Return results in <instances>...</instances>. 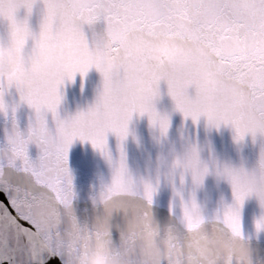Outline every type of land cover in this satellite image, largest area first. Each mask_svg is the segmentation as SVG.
<instances>
[{
	"label": "snow or ice",
	"instance_id": "obj_1",
	"mask_svg": "<svg viewBox=\"0 0 264 264\" xmlns=\"http://www.w3.org/2000/svg\"><path fill=\"white\" fill-rule=\"evenodd\" d=\"M36 2L0 0V20L7 22V38L11 41V46L0 41V57L7 53L10 59L16 58L24 38L32 31L29 17ZM42 2L39 50L30 76L17 84L20 99L35 110V122L30 123L28 135L16 133L13 123L6 145L0 147V194L15 211L13 215L0 203V264H50L53 258H58L59 264H81L91 251H122L127 237H142L148 231L154 224L151 213L136 197L150 206L156 191L150 185L141 188L131 180L105 205L106 215L93 231L81 229L71 210L75 194L67 162L69 147L77 138L90 141L111 162L105 134L111 131L123 140L133 113H147L155 125L156 113L149 100L161 80L167 81L185 118L191 116L196 122L203 115L216 127L231 124L238 141L248 133L254 137L264 134V0ZM21 8L26 10L23 19L17 15ZM100 21L116 42L123 41L129 32L138 34L128 43L132 56L120 68L90 50L83 26L92 28ZM58 24H62L63 39L51 42L50 30ZM178 38L200 41L215 58L205 54L183 58L174 72L164 71L156 58L179 56L174 44ZM91 67L103 77L99 111L94 115L77 114L70 124H60L59 87L65 79L72 80L77 72L83 76ZM190 87L196 89L193 97L188 95ZM4 90L5 78L0 75V111L6 110ZM159 125L162 132L166 131L168 118L159 120ZM29 144L39 149L35 160L28 155ZM122 160L121 151V166ZM261 163L264 165V158ZM248 195L239 186L234 188L241 206ZM175 208L170 205L173 213ZM120 210L125 213L127 227L121 231L117 248L112 245L108 218ZM65 221L69 228L61 231ZM188 223L193 225L191 217ZM206 223L205 230L221 239L242 230L241 216L230 212ZM256 227L257 231L261 229L259 221ZM166 231L178 233L174 227ZM174 251L180 264H225L224 254L216 249L202 257L182 243ZM122 264H145V258L138 248L135 258L129 254L122 258ZM147 264L169 262L154 257Z\"/></svg>",
	"mask_w": 264,
	"mask_h": 264
},
{
	"label": "water",
	"instance_id": "obj_2",
	"mask_svg": "<svg viewBox=\"0 0 264 264\" xmlns=\"http://www.w3.org/2000/svg\"><path fill=\"white\" fill-rule=\"evenodd\" d=\"M43 12L44 4L42 0H37L29 17V25L34 33H39ZM17 15L18 18L23 19L26 10L21 8ZM104 28L103 21L92 28L88 25L83 26L90 47L93 42V32L103 33ZM0 41L4 43L7 41V22L2 20H0ZM32 43L31 40L28 41L26 52L31 51ZM102 89L103 77L95 67L89 68L83 76L77 72L72 80L65 79L58 89L62 97L57 109L60 118H71L80 111L86 112L96 103ZM158 89L159 96L154 100V106L158 113L167 116L169 120L165 137H161L158 126L150 124L146 114L133 113L128 123V135L125 140L120 141L112 132L106 136L111 162L88 140L82 141L77 138L69 147L67 164L75 194L71 210L81 229L93 231L106 215L105 207L94 204L92 197L99 191L102 184L111 182L114 167L120 160L121 148L128 170L135 180L141 177L154 178L159 160L161 158L170 160L173 153L182 151L188 144H195L200 149L201 159L206 163L214 158L220 164L243 166L248 171L255 169L261 147L264 146V135L256 133L254 137L252 133H248L242 141L238 142L235 140L236 132L231 124H221L219 127L209 126L205 116H200L194 123L190 117L185 119L183 114L176 110L166 81L161 80ZM188 95L190 97L195 95L194 87L188 89ZM2 99L6 110L0 111V147L6 145L7 135L13 130V123L21 132H27L30 123L35 122V110L20 99V93L14 86L4 93ZM13 109H15L14 112ZM28 155L33 160L38 157L39 149L35 144H29ZM176 186L179 187L178 179ZM190 188L191 178L186 177V198ZM196 199L203 207L204 215L211 217L221 210V199L225 205H231L234 197L227 181L218 180L215 174H210L205 177L203 186L196 191ZM136 200L147 207L153 223L160 228L162 234L169 227H174L181 236L185 235V230L177 219L181 215L179 206L175 208L174 213L170 211L173 190L163 177L150 206L142 197H136ZM0 203H4L15 215L14 209L4 194H0ZM262 215H264V209L260 207L257 198L254 195L247 197L241 206V225L242 234L248 239L252 250L250 257L252 264H264V230L257 231L255 228V221ZM21 223L29 226L24 221ZM108 224L112 245L118 248L121 243V231L127 227L124 211H113L108 218ZM208 227L206 223L205 228ZM67 228L69 224L65 221L61 225V231ZM50 264H59L58 258H53Z\"/></svg>",
	"mask_w": 264,
	"mask_h": 264
},
{
	"label": "clouds",
	"instance_id": "obj_3",
	"mask_svg": "<svg viewBox=\"0 0 264 264\" xmlns=\"http://www.w3.org/2000/svg\"><path fill=\"white\" fill-rule=\"evenodd\" d=\"M94 35L96 38L93 41L90 50L98 55H103L110 64L116 68H120L123 66L125 61L132 56V53L128 50V43L135 40L138 34L136 32H129L121 42L112 40L106 28L103 33H95ZM49 39L51 42L63 39L62 24L55 25L50 30ZM29 40L33 42L32 48L30 52H26L25 49ZM40 41V30L38 34L31 31L24 38L23 45L18 51L15 59H10L7 53L0 57V75L5 78L4 93L13 86L18 90V82L24 81L30 76L39 50ZM5 44L11 46V41L7 38ZM174 44L180 50L179 56L167 55L162 59L159 57L156 58V62L160 68L166 72H174L178 67L179 60L183 58L198 56L201 54L208 55L212 59L215 58L214 55L210 51H207L198 40L178 38L174 41ZM209 67L211 68L212 65L210 64ZM219 78L225 80L227 79L226 76H221ZM159 82L156 84L151 93L149 106L153 108L156 113L157 123L153 126H158L161 137H165L169 125L167 130L162 132L159 120L167 118V116H163L158 113L154 106V100L159 96ZM168 92L175 103L176 110L181 112L176 98L170 94L169 89ZM103 93L104 85L96 103L86 112L80 111L77 114H87L92 112L94 115L98 112L99 109L97 104L102 98ZM3 104L5 105L4 102ZM145 114L147 115V113ZM75 116L64 119H61L59 116L58 122L60 124H70ZM189 117L191 118V116H188L187 118ZM128 123L129 121H127V129ZM208 124L209 126H214L209 122ZM14 131L20 135H28L30 129L28 128L27 132H21L17 127H15ZM109 132L111 131L106 132L105 138ZM127 135L123 138V140L126 139ZM121 151L123 152L122 148ZM121 151L120 160L114 167L111 182L101 185L99 191L92 197L93 203L103 205L105 207V205L111 202V200L115 198L119 192L124 190V187L127 185L129 180L141 188L145 185H150L155 189V191H157L161 177H163V179L172 186V204L175 207L179 206L181 210V215L177 217V219L186 229V233L181 236L179 233L164 231L162 234L160 228L153 224L142 237H127L124 241L125 247L122 251L113 250L110 252L108 250H94L82 258L81 264H122V258H126L129 254H131L134 259L138 248L145 258V264H147L148 260L154 257L161 258L164 261L169 262V264H180L174 249L178 248L182 243L186 244L189 248L194 249L196 253L202 257L205 255V252H210L213 249H216L218 250V253L224 254L223 258L225 260V264H252V260L250 258L252 250L249 246L248 239L242 234V230L239 234L230 233L227 239H221L218 238L215 233L206 231L203 226L206 222L219 219L220 215L225 212L241 216V203L234 196V188L236 186H239L242 191L249 193L247 197L254 195L259 201L260 207L264 209V204L261 203V197L264 196V165L261 163L262 158H264V146L261 147L259 159L255 169L253 171H248L243 166L234 167L230 164H220L214 158L210 159V161L206 163L201 159L200 149H198L195 144H188L182 151L173 153L170 160L161 158L158 162L154 178L141 177L139 180H135L129 172L124 158V153L122 160L123 166H121ZM205 169H207L206 172ZM210 174H215L218 180H225L230 184L234 199L231 205H225L221 199L220 204L222 214L221 210H218L213 216L206 217L203 212V207L197 202L196 191L203 186L205 177ZM201 175L203 177L202 179H196ZM186 177L191 178V188L188 189L187 198L185 197ZM177 179L179 180V187L176 186ZM189 217H191L194 222L192 226H189ZM258 221L262 225L259 231L264 230V215L255 221L256 230Z\"/></svg>",
	"mask_w": 264,
	"mask_h": 264
}]
</instances>
